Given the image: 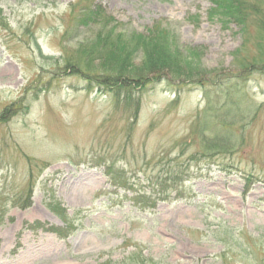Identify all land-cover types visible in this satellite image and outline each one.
Here are the masks:
<instances>
[{"label": "rangeland", "instance_id": "obj_1", "mask_svg": "<svg viewBox=\"0 0 264 264\" xmlns=\"http://www.w3.org/2000/svg\"><path fill=\"white\" fill-rule=\"evenodd\" d=\"M90 2L0 0V264H264V74L242 63L264 56L259 22L224 25L211 0H93L120 30L201 52L203 83L152 71L134 117L64 71Z\"/></svg>", "mask_w": 264, "mask_h": 264}, {"label": "trees", "instance_id": "obj_2", "mask_svg": "<svg viewBox=\"0 0 264 264\" xmlns=\"http://www.w3.org/2000/svg\"><path fill=\"white\" fill-rule=\"evenodd\" d=\"M211 3L212 7L208 12L210 18H216L224 25L235 24L241 30H247L250 20L254 18L259 22L258 33L261 36L264 35V23L262 22L264 15L259 16L261 10L256 1L211 0ZM75 6L76 4L70 5V10L75 11ZM76 19L81 25L92 24L90 27L93 28V34L75 49L65 48L62 53L64 71L65 68L70 69L68 75L75 81L69 83L97 95L108 96L115 105L132 110L134 117L138 114L143 102V83L152 71L155 72L154 75H157L159 73L157 71L166 70L176 79L184 77L185 80L197 79L198 82L203 83L201 52L199 53L198 49L192 47L183 51L176 37L161 29L160 26H153L146 34L126 29L120 30L118 24H112L115 21L114 17L108 15L101 5L93 0L78 8ZM0 25H5L1 10ZM35 45L39 47L36 41ZM137 58L140 60L138 70L133 74L125 72L131 67H137L135 65ZM246 58L244 62L242 61L245 67L247 63H249L248 66L255 65L264 74V56L260 55L251 61ZM64 75L67 73L64 72ZM59 76L56 73L54 79ZM195 76L196 78H192ZM201 143L206 146V151L214 148L230 150L236 145L230 138L226 143H222L217 138H210L208 145L207 143L205 145L203 140ZM122 170L112 164L105 168L104 173L109 177L112 185L128 189L130 185L122 176L120 172ZM246 180L249 181V178L247 177ZM184 193L183 189L178 197L185 198ZM30 196L29 194L22 207L30 205ZM149 199L152 197L149 196ZM36 226L43 228L39 222ZM48 230L59 237L66 236L59 227H51Z\"/></svg>", "mask_w": 264, "mask_h": 264}]
</instances>
